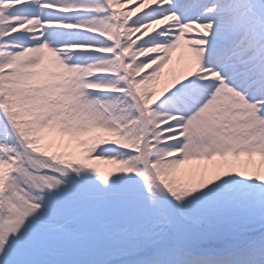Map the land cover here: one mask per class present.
Returning a JSON list of instances; mask_svg holds the SVG:
<instances>
[{
  "label": "snow or ice",
  "instance_id": "obj_1",
  "mask_svg": "<svg viewBox=\"0 0 264 264\" xmlns=\"http://www.w3.org/2000/svg\"><path fill=\"white\" fill-rule=\"evenodd\" d=\"M0 264H264V0H0Z\"/></svg>",
  "mask_w": 264,
  "mask_h": 264
},
{
  "label": "rangeland",
  "instance_id": "obj_2",
  "mask_svg": "<svg viewBox=\"0 0 264 264\" xmlns=\"http://www.w3.org/2000/svg\"><path fill=\"white\" fill-rule=\"evenodd\" d=\"M134 5H128V7L132 8ZM128 7H125V10H129Z\"/></svg>",
  "mask_w": 264,
  "mask_h": 264
},
{
  "label": "bare ground",
  "instance_id": "obj_3",
  "mask_svg": "<svg viewBox=\"0 0 264 264\" xmlns=\"http://www.w3.org/2000/svg\"><path fill=\"white\" fill-rule=\"evenodd\" d=\"M125 7L127 8V7H128V5H126ZM128 9L130 10L131 8H130V7H128ZM165 71H167V69H165Z\"/></svg>",
  "mask_w": 264,
  "mask_h": 264
}]
</instances>
